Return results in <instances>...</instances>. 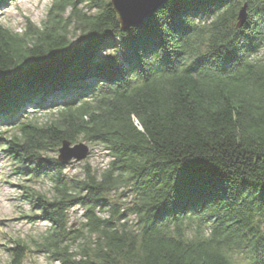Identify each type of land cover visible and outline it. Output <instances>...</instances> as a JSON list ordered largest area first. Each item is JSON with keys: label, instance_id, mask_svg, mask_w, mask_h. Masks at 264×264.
Wrapping results in <instances>:
<instances>
[{"label": "trees", "instance_id": "16d2710c", "mask_svg": "<svg viewBox=\"0 0 264 264\" xmlns=\"http://www.w3.org/2000/svg\"><path fill=\"white\" fill-rule=\"evenodd\" d=\"M110 1L53 0L23 34L0 24V125L56 114L2 144L54 183L52 199L29 193L50 223L40 251L60 264H264V0H166L125 30ZM79 139L111 159L67 179L42 152Z\"/></svg>", "mask_w": 264, "mask_h": 264}, {"label": "rangeland", "instance_id": "374dc122", "mask_svg": "<svg viewBox=\"0 0 264 264\" xmlns=\"http://www.w3.org/2000/svg\"><path fill=\"white\" fill-rule=\"evenodd\" d=\"M52 3L53 0H13L0 11V24L18 34L25 33L31 24L41 27ZM69 31L72 38L79 36V32L74 28H70ZM110 52L111 50L108 49L103 51L102 57H107ZM27 111L29 108L19 119L0 125V133H3L0 143V264H11L12 249L17 244L26 247L22 264H60L52 261L46 253L40 251L38 243L49 230L50 223L36 218L41 212L28 201L29 193L32 192L52 199L56 193L54 183L47 176L38 178L25 172L28 164L14 160L7 152V146L2 145L4 141L13 139V135L19 133L15 124L20 121L32 118L40 125H46L56 117L52 111L38 112L34 115L27 114ZM80 143L89 147V154L82 161L72 160L66 163L63 176L67 179H83L86 167L93 173L99 174L107 167L111 159L108 151L100 144L79 139L71 146ZM42 156L58 159L59 150H47L42 152ZM115 198L126 203V199L122 196L114 195ZM68 215L73 229L82 227L85 221L82 206H74L68 211ZM132 223H134L133 216L129 218V224ZM84 243L80 241L73 247L74 251L77 253L81 251ZM238 260L240 264H247L244 259L239 258Z\"/></svg>", "mask_w": 264, "mask_h": 264}, {"label": "water", "instance_id": "95a60500", "mask_svg": "<svg viewBox=\"0 0 264 264\" xmlns=\"http://www.w3.org/2000/svg\"><path fill=\"white\" fill-rule=\"evenodd\" d=\"M166 0H111L110 3L118 15L119 23L123 30L142 24ZM247 17L246 5L238 15L239 26ZM89 154V147L83 143L71 146L67 141L59 148L58 161L68 163L72 160L82 161Z\"/></svg>", "mask_w": 264, "mask_h": 264}]
</instances>
